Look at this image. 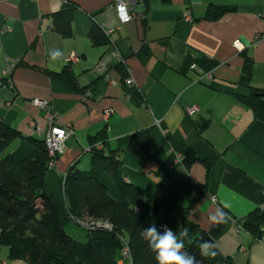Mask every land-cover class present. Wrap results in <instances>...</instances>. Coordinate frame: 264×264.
<instances>
[{
    "label": "crops",
    "instance_id": "obj_1",
    "mask_svg": "<svg viewBox=\"0 0 264 264\" xmlns=\"http://www.w3.org/2000/svg\"><path fill=\"white\" fill-rule=\"evenodd\" d=\"M72 1L73 35L66 37L51 27L64 0H0V72L8 60L21 59L10 82L0 78V122L41 139L38 129L49 128L47 111H55L59 124L74 131L44 177L64 229L80 242L88 239L67 210L62 180L72 166L91 168L90 138L106 127L124 179L145 194L121 193L105 173L112 197L135 207L151 225L178 231L179 217L155 210L152 199L159 184L186 174L183 158L193 150L197 159L188 174L206 193L191 219L235 264H264V234L253 237L242 227L254 210L264 212V123L238 98L249 93L240 84L244 52L253 57L252 85L264 89V0H134L135 17L123 24L116 0ZM208 12L218 17L207 18ZM93 25L106 44L94 43ZM74 53L77 61L70 60ZM69 65L76 87L58 76ZM34 99L47 101L46 107ZM187 106L199 109L189 114ZM141 130L150 131L148 160L128 149ZM27 138H14L3 155H30L36 145ZM221 211L227 222L212 223L210 216ZM3 263L30 264L9 259L0 245Z\"/></svg>",
    "mask_w": 264,
    "mask_h": 264
},
{
    "label": "trees",
    "instance_id": "obj_2",
    "mask_svg": "<svg viewBox=\"0 0 264 264\" xmlns=\"http://www.w3.org/2000/svg\"><path fill=\"white\" fill-rule=\"evenodd\" d=\"M64 4L63 9L54 14L51 27L70 37L73 35L76 5L72 0ZM217 17L216 12L207 14L210 19ZM90 36L96 44L108 42L99 26L93 25ZM244 57L240 84L247 87L249 93L239 94L238 98L252 109L255 119L264 123V89L252 85L253 57L248 52H244ZM58 76L76 87V77L70 65ZM149 134V130L137 132L128 148L147 160L153 157ZM16 137L27 138L12 126L0 122V245L8 248L9 259H23L30 264H119L122 237L129 243L133 264H157L143 236L144 228L151 224L135 207L112 197L109 184L104 180L107 173L113 177V184L121 193L137 197L145 195L140 186L124 179L120 152L110 148L106 127L90 138L91 168L83 171L72 166L62 180L67 210L80 227L78 220L83 218L106 219L113 224L112 230H86L82 227L89 234L85 242L76 240L64 229L57 204L44 191V177L50 159L45 140L27 138L34 142L36 149L16 160L10 154L3 155ZM196 159L195 152L189 150L183 158L186 174L170 184H159L152 206L157 211H169L179 217L180 227L188 229L184 251L195 254L200 264H235L230 257L219 252L207 231L191 219V210L206 193L205 185L194 183L188 174ZM242 227L253 237L262 234L264 212L254 210ZM157 229L163 233L162 228ZM202 241L210 243L215 256L200 255L198 243Z\"/></svg>",
    "mask_w": 264,
    "mask_h": 264
},
{
    "label": "built area",
    "instance_id": "obj_3",
    "mask_svg": "<svg viewBox=\"0 0 264 264\" xmlns=\"http://www.w3.org/2000/svg\"><path fill=\"white\" fill-rule=\"evenodd\" d=\"M67 0H64L66 2ZM134 0H116L115 7L117 10V14L120 20V23H127L131 21L135 14L132 12V8L135 6ZM191 20V18H188ZM5 30H9V27H4ZM234 46L237 48H242V43L237 40L234 42ZM70 60L77 61L78 55L72 54ZM21 62L20 58L10 59L7 62L6 67L0 72V78L5 79L7 82L11 81V75L16 68V66ZM208 79H211L212 76L207 74L205 75ZM131 82V81H129ZM33 104L45 108L47 105V101L41 99L32 100ZM187 112L189 114L195 113L199 108L197 106H187ZM47 117L49 121V128L46 131L38 129V133H40L45 140V145L49 154V163L48 167L52 168L56 165L57 158L63 154L67 149V141L74 134L73 129L70 126H62L59 124L58 115L55 111H47ZM65 179V178H64ZM63 179V180H64ZM78 223L85 228L86 230H93L96 228H104L108 230L113 229V224L106 219H98V218H83L79 219ZM163 229V228H162ZM262 234H264V227L262 228ZM122 249L120 253V259L118 261L119 264H133V258L131 254V249L127 239L122 238ZM5 264V263H3Z\"/></svg>",
    "mask_w": 264,
    "mask_h": 264
},
{
    "label": "clouds",
    "instance_id": "obj_4",
    "mask_svg": "<svg viewBox=\"0 0 264 264\" xmlns=\"http://www.w3.org/2000/svg\"><path fill=\"white\" fill-rule=\"evenodd\" d=\"M227 207V205H225ZM219 217V219H218ZM212 223L227 222L229 217L222 211L210 216ZM163 233L158 231L157 226L144 228L143 236L148 243L149 250L154 254L157 264H200L195 254L184 251V238L188 236V229L179 227L174 232L167 225H162ZM201 256H215L216 252L208 241L198 243Z\"/></svg>",
    "mask_w": 264,
    "mask_h": 264
},
{
    "label": "water",
    "instance_id": "obj_5",
    "mask_svg": "<svg viewBox=\"0 0 264 264\" xmlns=\"http://www.w3.org/2000/svg\"><path fill=\"white\" fill-rule=\"evenodd\" d=\"M262 234H259V237H261Z\"/></svg>",
    "mask_w": 264,
    "mask_h": 264
},
{
    "label": "rangeland",
    "instance_id": "obj_6",
    "mask_svg": "<svg viewBox=\"0 0 264 264\" xmlns=\"http://www.w3.org/2000/svg\"><path fill=\"white\" fill-rule=\"evenodd\" d=\"M80 227V226H79Z\"/></svg>",
    "mask_w": 264,
    "mask_h": 264
}]
</instances>
